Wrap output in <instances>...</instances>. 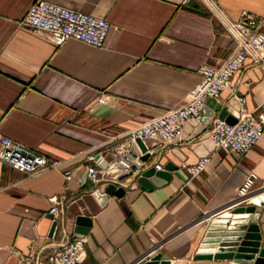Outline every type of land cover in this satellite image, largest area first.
I'll list each match as a JSON object with an SVG mask.
<instances>
[{
    "label": "crops",
    "instance_id": "obj_1",
    "mask_svg": "<svg viewBox=\"0 0 264 264\" xmlns=\"http://www.w3.org/2000/svg\"><path fill=\"white\" fill-rule=\"evenodd\" d=\"M32 1L0 0V136L59 164L26 176L0 162V264H45L54 245L72 239L77 215L90 218L84 264H140L155 253L171 264H229L192 256L212 219L247 204L235 197L248 172L256 182L247 202L264 196V133L238 156L207 150L191 126L159 154L161 167H172L167 180L146 189L137 176L120 177L123 195H106L104 203L81 173L86 153L103 154L119 141L114 134L184 101L199 79L198 66L218 65L228 55L233 40L218 15L204 0H42L115 27L101 47L74 39L56 45L19 23ZM212 1L228 20L241 11L264 16V0ZM100 94L105 101L94 104ZM235 97L253 114L264 100V69L249 57L230 87L207 99L204 131L219 108L234 109ZM201 157L198 173L182 167ZM66 169L73 171L68 182ZM104 177L95 186L99 193ZM54 199L56 214L49 213ZM51 216L56 225L49 236ZM256 224L264 247V200Z\"/></svg>",
    "mask_w": 264,
    "mask_h": 264
},
{
    "label": "built area",
    "instance_id": "obj_2",
    "mask_svg": "<svg viewBox=\"0 0 264 264\" xmlns=\"http://www.w3.org/2000/svg\"><path fill=\"white\" fill-rule=\"evenodd\" d=\"M204 1L218 15L233 40L231 50L218 65L202 63L198 66L199 79L189 89L184 101L148 117L127 131L114 134L111 138H119V141L111 145L107 144L103 154L98 151H89L85 154L86 176L94 186L90 193L97 190L95 186L104 177L103 175L106 176L101 183L102 186L108 183L122 186L126 179L121 181L120 177L138 176L146 169L148 161H152L154 170H161L158 157L160 153L166 151L165 145L181 139L182 128L187 122L201 123L207 99L216 100L221 91L230 87L232 76L243 66L247 57L252 63L261 65L264 69V31L261 30L264 26V16L241 11L235 20H228L216 9L212 0ZM19 23L56 45L74 39L92 47H101L110 28H115L103 18L42 0L32 1ZM104 101L105 96L100 94L94 104ZM235 102V122L229 124L214 117L206 133L212 150L226 149L242 156L264 133V100L255 114L244 108L242 97H235ZM135 139L140 140L144 151L138 148ZM132 144L135 145L136 150L133 149ZM143 154H147L145 160L140 159ZM96 156L105 162V168L99 166ZM205 160L201 157L196 164H182V167L190 174H196L203 168ZM0 162L26 176L35 175L59 164L5 136H0ZM62 176L64 181L68 182L73 179V171L66 169L62 172ZM255 182L256 175L252 171L248 172L236 191L235 203H247L248 194L251 193ZM51 204L49 213H58L60 210L58 202L54 199ZM83 244V237L60 240L48 253L45 264H84ZM25 262L29 264L30 260L27 259Z\"/></svg>",
    "mask_w": 264,
    "mask_h": 264
},
{
    "label": "water",
    "instance_id": "obj_3",
    "mask_svg": "<svg viewBox=\"0 0 264 264\" xmlns=\"http://www.w3.org/2000/svg\"><path fill=\"white\" fill-rule=\"evenodd\" d=\"M204 110L205 106L203 108L205 115L200 124H196L193 121L184 124L181 139L184 137V132L189 131L191 126H195L193 135H199L197 143H201L207 150H212V145L207 139V133L204 131L203 124L207 122L205 116L208 114ZM235 115L234 109L229 105L222 106L217 112V118L229 124L235 122ZM135 144L141 151H144V147L139 139H135ZM132 147L136 150L134 144H132ZM204 154L203 152L201 156ZM146 158L147 154H143L140 157L141 160H145ZM95 159L101 168L106 167L105 162L99 156H96ZM170 170H172V167L169 164H166L161 170H154L153 167H148L137 176V182L140 186L149 189L167 180ZM81 173H86L85 167L82 168ZM79 180L80 182L83 181L82 178ZM123 193L124 189L122 186L108 183L103 187L101 193L94 190L91 194L98 197L104 203L106 195L112 194L120 197ZM263 200L264 196L253 198L247 204L235 206L230 209L229 213L221 214V217L212 219L205 231L204 238L199 246L200 249L192 256V259H210L212 257L227 259L229 264H264V247L260 246V234L256 224L259 206ZM50 218L52 222L48 232L49 236H51L56 225V220L53 216ZM89 226L90 218L88 216L77 215L74 220L72 239L80 238L86 234ZM206 247H216V249L214 251H205ZM140 264H171V262L170 260L160 258L159 253H155Z\"/></svg>",
    "mask_w": 264,
    "mask_h": 264
},
{
    "label": "bare ground",
    "instance_id": "obj_4",
    "mask_svg": "<svg viewBox=\"0 0 264 264\" xmlns=\"http://www.w3.org/2000/svg\"><path fill=\"white\" fill-rule=\"evenodd\" d=\"M250 194V193H249ZM249 194H248V196H249Z\"/></svg>",
    "mask_w": 264,
    "mask_h": 264
}]
</instances>
